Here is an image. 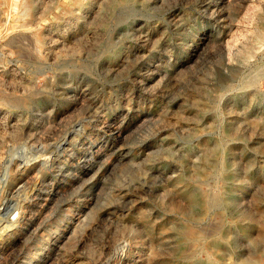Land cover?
I'll list each match as a JSON object with an SVG mask.
<instances>
[{"label":"rangeland","instance_id":"1","mask_svg":"<svg viewBox=\"0 0 264 264\" xmlns=\"http://www.w3.org/2000/svg\"><path fill=\"white\" fill-rule=\"evenodd\" d=\"M0 124V264H264V0H0Z\"/></svg>","mask_w":264,"mask_h":264},{"label":"bare ground","instance_id":"2","mask_svg":"<svg viewBox=\"0 0 264 264\" xmlns=\"http://www.w3.org/2000/svg\"><path fill=\"white\" fill-rule=\"evenodd\" d=\"M14 6V5H13ZM22 13V12H21ZM20 14V13H19ZM16 20H17V18H16ZM15 26H17V25H15ZM85 46V45H84ZM87 47V46H86ZM88 48V47H87ZM77 51V50H76ZM1 125V124H0ZM3 137V136H2ZM192 199H193V201L195 202V203H197L198 201V198L197 197H192Z\"/></svg>","mask_w":264,"mask_h":264}]
</instances>
